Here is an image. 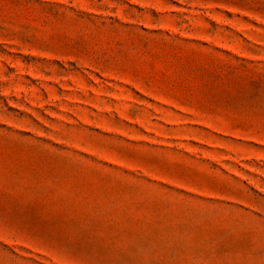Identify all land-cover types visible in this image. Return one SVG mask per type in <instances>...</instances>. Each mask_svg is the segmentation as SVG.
<instances>
[{"label":"rangeland","instance_id":"1","mask_svg":"<svg viewBox=\"0 0 264 264\" xmlns=\"http://www.w3.org/2000/svg\"><path fill=\"white\" fill-rule=\"evenodd\" d=\"M0 264H264V0H0Z\"/></svg>","mask_w":264,"mask_h":264}]
</instances>
